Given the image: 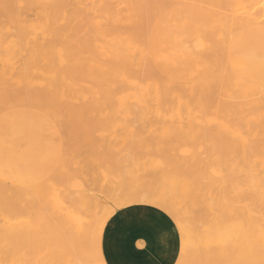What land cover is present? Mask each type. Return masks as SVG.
<instances>
[{
    "label": "bare ground",
    "instance_id": "1",
    "mask_svg": "<svg viewBox=\"0 0 264 264\" xmlns=\"http://www.w3.org/2000/svg\"><path fill=\"white\" fill-rule=\"evenodd\" d=\"M3 1L10 3L13 0ZM19 1L24 5L29 0ZM32 1L36 2L42 15L54 16L61 8L62 0ZM154 1L164 4L174 3L181 7L190 8L193 4L196 6V3L200 0ZM100 3L101 13L122 17L125 0H101ZM252 3L253 0H246L237 3L238 5L228 4L226 8H222L223 10L225 8V11L219 10V14L221 12L223 18L227 20L225 26L227 31L218 37L212 27V33H208L210 44L197 45L202 50V54L209 57L220 50L223 60L222 65L214 71L196 68L195 72L189 73V65L186 60L182 62V59H177L172 62L173 66L170 70L160 68L157 72L158 79L155 82H150L151 78L149 76L140 78L118 77L115 75L117 68H115V63H113L115 60H113L110 69L105 68L101 70L102 72L89 73V82L76 84L52 83L38 87L28 85L18 88L17 92L9 94L8 97L0 101V111L10 106L21 105L43 108L57 122V119H60L58 124L64 132L73 131L75 135V132L82 131V133L87 134L85 135L86 138L90 139L95 136L92 130H95L96 126L102 128L105 134L112 129H115L114 132H116L119 128L122 129V133L125 131L130 133L129 128H132L135 123L132 124L133 126L129 123L133 120H129L128 124L123 123L127 122L129 118H139V121L154 119L153 123L151 122L152 126L156 125V118H162L166 122V124L164 123L166 127L163 126L166 130L163 131L167 133H165L167 141L171 142L173 140L174 144L176 140L180 142L185 140L187 144L195 142L200 146L199 148L197 145L196 149H199L195 151L196 149L191 146L192 143L191 147L189 145L185 146L186 149L183 144L184 151L188 152L192 148L195 149L190 152L188 158L190 161L186 162V166L180 164L179 160H172V162L169 160L171 163L178 162L180 166H185L183 171L180 170L182 172H177L178 168H175L176 173L166 170L165 163L163 165L158 159L159 157L157 160L154 157V163H156L154 166H158V160L160 162L159 167L162 168L161 164L163 166L162 176L158 181L153 180L152 183L146 181L149 184L147 188L146 185L143 186L145 190L143 187L139 188L143 184L138 186L142 183L141 180L134 186L133 182L130 183L131 186L135 187L134 190L131 186V188L129 186L125 187L123 182L117 180L118 174L117 177L114 176L116 181L120 182L116 183L118 187H110V184L116 181L108 176L111 173L109 163H104L105 159L102 157L107 155L106 152L111 151V148L107 150V147H103L101 151H88V148L85 147L87 151L84 150L83 152V146L78 140L75 142L76 140L74 141L73 138V147L77 150L75 157L79 158V153L86 154L88 152L87 154H89V156L86 154L88 158H85V154L82 155L86 160V164L90 162L89 166L92 168L89 167V171L85 169L83 157V160L80 158L82 161L77 160L78 162H75V157L72 156L74 158H70L71 162L68 168L62 172L63 174L59 175L57 171L51 179L31 189L14 187L0 179V215L4 212L13 213L14 211L36 215L38 228H40L38 230L40 232H37L36 235L39 242L30 246H20L18 242H20V236H23V228L15 232L12 223L7 226L0 225V264H112L106 250L110 228L105 226L110 216L115 221L116 209L112 207V209H108L110 206L106 205V207L105 201L97 193H91L88 187L90 180L87 181L93 175L95 178L93 176V180H91L95 183L101 179L104 181L107 178L106 174L99 172L102 175L99 179L98 171L107 173V171H103L105 167L109 168V174H107L109 182H107L110 188L103 189V191L104 186H102L100 192L102 194L105 192L104 196L106 194L107 198L117 205V209L121 211L134 209L154 211L174 226L177 231L176 253L171 264H264V86L248 85L241 81L239 77L230 71L228 58L230 43L241 29L254 23H264V2L254 8L255 10L252 9ZM89 13L86 14L90 15ZM201 13L206 15L205 10ZM74 118L82 120L99 118L101 120L97 121V119L94 123L96 126H93V128L90 120L88 122H74L72 121ZM113 118L119 122H115ZM167 123L168 125L171 123V125L167 127ZM145 124L146 122L144 124L141 122L139 126L137 125L138 127L136 125L135 127L144 130V128H147ZM155 127H152L151 130L148 127L151 134L152 130L158 133L160 126L159 129H157L158 126ZM123 128L125 131H123ZM137 128L133 137L129 140L130 143L133 139L139 141L144 139L146 145V141H149L147 139L150 136L147 138L146 133L144 137L147 139L145 140L143 137L140 139L143 135L138 134ZM89 130L92 132L89 133ZM135 130L132 128L131 134ZM96 132L98 134L100 132L99 135H101L100 130L97 129ZM88 133L93 134V137L92 135L89 136ZM111 133L110 131L106 136H110ZM113 133L110 137L113 142L110 141L111 145H114L115 139L113 140V138L118 135L114 133L116 136L112 137ZM159 133L163 136L161 134L162 130ZM98 134L94 140L96 138L98 140ZM126 134L120 133L121 137H117L116 139L119 140L116 141L124 144V139L127 138L124 137L123 139L122 136ZM103 135L101 136L106 137ZM130 135L128 137H131ZM166 135L163 136V139ZM158 139H160L159 136ZM90 141L92 142V140ZM139 141L135 142L133 140L134 143L131 144L136 143L137 145L138 143L139 145L141 143ZM152 141H154V138ZM180 142L174 147L181 145ZM103 143L108 146L109 141L102 140V145L105 146ZM120 143L115 142V149L118 148L117 144ZM163 143L165 144V142ZM126 144L129 146L128 142ZM164 144L160 143V146H157L158 149L161 150V146ZM173 144H171V148L168 145L166 147L175 151ZM96 145L94 143V149H102L99 148V144L95 147ZM138 145L136 148L139 151H136H138V154L140 152L141 155H139L143 157V153L140 151L142 148L140 149ZM104 149L106 150L105 155L103 153V156L99 155L98 157L104 159L102 162L105 166L97 160L98 163L101 162V166H104L101 170L99 169L101 167L97 166V162H95L97 163L95 167L91 161L87 160H92L89 159L90 156L94 158L93 154H101ZM118 149L120 152L123 151L120 150V147ZM134 150L130 151L132 156ZM156 150L157 148L154 151ZM164 151H166V148ZM164 151L162 153H165ZM181 151L176 149L174 156ZM124 152L127 154V151L124 150ZM156 152L157 154L151 156H159V151ZM149 153L148 155H150ZM171 153L173 154V151ZM121 155H124V153H121ZM139 155L134 156V160ZM222 156L227 157L229 162L223 161ZM127 157L125 156V158ZM177 157L180 158L178 155ZM209 157L214 161L210 160ZM121 158H124V156H121ZM150 158L154 161L153 157ZM137 159L143 163L144 159L145 162H148L145 155L143 159ZM128 160L129 157L127 165L124 164L122 168L125 166L128 168L132 163L131 170L135 169L132 167H136L135 163L138 162L134 163L133 160V162ZM153 161L151 160L145 165L152 164ZM118 162H121L120 158ZM118 162H116V165ZM142 162H139V164H142ZM174 165V167H179V165ZM112 166L113 163L111 168H113ZM143 166H140L141 169L145 168ZM61 167L63 168L64 165ZM117 169L119 167H116L115 170ZM124 169L123 176L125 174L129 175L127 171V173H124ZM149 169L148 166L147 170ZM83 171L88 174L83 173ZM152 171H150L151 174ZM89 172L90 174L94 172V174L90 178L86 177L88 178L86 180L85 176L89 175ZM144 172L147 173L146 169ZM81 173L85 175L80 178L77 177ZM138 173L140 174L141 171H138ZM139 174L137 178H139ZM142 175L145 176L144 173ZM123 176L118 179L120 180ZM149 176L147 175V177ZM76 177L85 180L77 181ZM145 180L147 179L144 178ZM103 181L101 180V182ZM125 182L126 180H124V184H126ZM60 184L66 186L68 189H66V193L58 186ZM152 187L153 189H150ZM167 190H169V196L166 194ZM156 193L158 196H156ZM47 194L54 195L52 197L53 209L49 214L43 212L42 206L39 207L41 211L36 210ZM101 209H105V213L104 217L99 219L98 212ZM17 233L19 235H16Z\"/></svg>",
    "mask_w": 264,
    "mask_h": 264
},
{
    "label": "rangeland",
    "instance_id": "2",
    "mask_svg": "<svg viewBox=\"0 0 264 264\" xmlns=\"http://www.w3.org/2000/svg\"><path fill=\"white\" fill-rule=\"evenodd\" d=\"M100 1L101 0H62L61 8L58 10V13L56 15L45 16L41 14V9L37 7L36 2L32 0L26 1L24 5H22L19 0H13L10 3H5V1L0 0V101L8 97L9 94L17 92L19 90L18 88L26 87L28 85L38 87L41 85H50L52 83L66 82V83L76 84V83L89 82L90 80L88 77L89 73L92 74V73H96L98 71L104 70L105 68H109L112 65L113 60H115V62L113 63H115L114 66L115 68H117V70L115 71V75H117L118 77L121 78L122 76H126L128 78H135V77L140 78L144 76H149L151 78L150 82H155L158 79L157 72L160 68H163V69L166 68L167 70L168 69L170 70V68L173 66L172 62L177 59L178 60L182 59V62L186 60V62L189 65L188 67L189 73L195 72L194 70L196 68L209 69L210 71H214L222 65L223 60L220 54V50L218 49L219 51L214 53L212 57H209V56L203 55L201 52L202 50H200V47H197V45L198 44L199 45L210 44V41L208 40V33H212V30H213L212 27L214 28V31H216L215 34H217L216 36L218 37L220 34H224L227 31V28L225 27L227 20L223 18V15L221 12L219 14V10H223L222 8L223 7L226 8L228 4L242 3V2H245L246 0H200L196 3V6H198L197 9L194 4L192 5V7L188 8V7H183V6L181 7L180 5H176L174 3L164 4V3L157 2L154 0H125V3L123 4L124 12L122 14V17H120L119 15L111 16V15H105L101 13L100 11L102 10L101 8H99V6L101 5ZM263 2L264 0H253L252 9L257 8L259 5L263 4ZM225 8L223 11H225ZM202 9L206 11V15L201 13V11H203ZM85 11L86 13L90 12L89 13L90 15H87ZM229 69L237 77H239V75L235 72V65L234 63L230 61V59H229ZM239 79L247 83L248 85L264 86V84L248 81L241 77H239ZM34 91H36V89H34ZM15 110L34 111L36 113L43 115L42 117L46 118L44 121H48L49 123L47 128H51L53 126L55 129V132H57L59 135V137L54 136V135H48V139L53 140L52 142L54 143V146L56 147H58L59 143L61 142L62 154H61L60 161L57 167L52 171V173L48 177H46L44 180L40 182L31 183V184H14V183L7 181L6 179H3L1 176H0V179L4 181L6 184H9L14 187L31 189L39 185L40 183L47 181L48 179H51L52 175L56 173L57 171L59 175L63 174L62 172L68 168L69 163L71 162L70 158L72 156L75 157V153H77L76 152L77 150H75L73 147L72 138L74 139V141L76 140L75 142H77L78 140V142L83 146V152L84 150H86L85 147L88 148L87 149L88 151H91V150L101 151L103 150V147L104 148L107 147L106 148L107 150L111 148V151L106 152L107 155H105L106 150L104 149V152H102L101 154H98V155L93 154L95 159L91 156L89 157V159H92L94 161L87 160V161H91L92 165H95L96 167V164L99 161L102 162L105 159L104 163L106 164L109 163L108 166L110 167V170L109 168L107 169V167H105L104 168L105 170H103V167L105 166L103 162L102 163L100 162V163L104 166H101L100 163H98L97 166L101 167L99 169L103 171H107V173L98 171V173L100 172L102 174L104 173V175L106 174L105 176L107 178L104 181L103 179H101L103 182H101L100 180V181H97V183H95L94 181H92L94 172L93 174H90L89 172V175L85 176V178L86 177L90 178V176L93 175L91 176L90 179L86 178V180L88 179L87 181L90 180L88 183L89 185L88 187L90 188L89 191H91V193H94V194L97 193L105 201L104 202L105 206L106 205L110 206L108 207V209H112V208L116 209L115 215L120 214L121 212H126V211H121L117 209V205L115 203L113 204V202L107 198L106 194L104 196L105 192H103V194L102 192H100L102 186L105 187L106 185L105 188L104 187L102 188L103 190V189H106V188L108 189L113 186L118 187L116 183L123 182V185L125 187H128V186L130 187L132 184L131 182H133V186H134V184L135 185L136 183L138 184L141 180L142 183L138 184V186H140L141 184L143 185L140 186L139 188H142L144 185H146V188H147V185L149 184L147 182L152 183L153 180L158 181L161 178L162 176L161 170H163V166H162L163 163H165V166H167V167L164 166L166 170H170V172L172 173H176L177 168L178 169L180 168L179 170L177 169V172H182L183 167L186 166V162H188L189 160L188 158L190 157V152L194 151L198 145L195 142L192 143L190 141H188L190 143L187 144V141L185 142V140L181 142L179 140H176L177 143L175 142L174 144L172 142L173 140L171 142L168 140L170 142L169 144V142L167 141V135H166L167 133L166 131L165 132L163 131V130H166L165 128L166 125H164V123L166 124V122H164L162 118L161 119L156 118V121H155L156 125L155 124L154 125L158 126L157 129H159V126H160V129L158 130V133L157 131H155L156 132L155 133L152 130V134L149 131L152 129V127L153 128L155 127L154 125L153 126L151 125V122L153 123L154 119L151 121L146 120V119L139 121L138 120L139 118H131V119L127 118L128 119L127 122H123V123L128 124L129 120L130 121L133 120L131 123H129V125H132L133 123H135L134 126L132 125L133 130H135L140 125L141 122H143V124L146 122L145 126L147 128H144L145 126L143 127L144 130L143 129L141 130L140 127L137 128L138 134L140 133L141 135H143L140 137V139L142 137L145 138L144 136L146 133H147L146 135L147 138L148 136H150L149 139L145 138V140L146 139L149 140V141H146V145L144 143V139H141V141L133 139L135 142L137 141L141 142L139 145L137 143V145L140 149L142 148L140 150L141 153H143V157H142L140 156L141 155L140 152H139L140 155L138 154L139 150L136 148L137 147L136 143L134 144L136 146H134L131 144V143H134L133 140L131 139L132 140L131 143L129 141L130 138L133 137L134 132H136L135 130L133 131V134H131L132 128H129L130 133L126 132L124 128H123V131H125L124 133L121 132L122 129L120 128L118 130L116 129L123 135L127 133L125 136H122L123 139L124 137L127 139L129 138L128 140L124 139L125 141L124 144H121L122 142L120 143L119 141L118 142L116 141V140H119V139H116L117 137L118 138L121 137V135H119L120 133L119 132L117 133V131L114 132L115 129L110 130L112 133L114 132L115 134L117 133L119 135V136L117 135L116 138H113V140L114 139L115 140H114V145L112 144L113 145L112 146L110 143V141L112 140L110 139L112 133L110 134V136H106V134L108 135L110 131L106 130L108 131V133L105 134L102 128L94 124L96 123L97 119H98L97 121L101 120L99 118H92V119L89 118V119H83V120L74 118L72 119V121L74 122L87 121L88 122L90 120L92 127L96 126L98 131L99 130L101 131V135L104 134L103 136H106V137H102L101 135H99L100 132L98 134L96 132L97 129L95 127V130L94 129L92 130L93 132L89 130V133L92 132L95 135L94 137H93V134L88 133L89 136L92 135L93 137L92 139L86 138L85 135L87 134L82 133V131L75 132L76 133L75 135L78 137L77 138L74 135L73 131H70V132L63 131L62 127L58 124L60 120L59 118L58 119L56 118L58 120L57 122L47 111H45L43 108H40V107L30 106V105L10 106L7 109L0 111V117L4 115L5 113L12 112ZM113 119L115 120V118ZM92 120L94 121L93 123L91 122ZM115 122H119V121L115 120ZM135 125L136 126L138 125V126L135 127ZM170 125H168L167 123V127H169ZM148 127L150 130H148ZM161 130H162L161 134L163 136L166 135L164 139H163V136H161L159 133L161 132ZM80 133L84 134L83 136L85 137H83ZM114 133H113L114 136L112 135V137L116 136ZM97 134L99 135L97 136L98 140L96 138L95 139L96 141H95L94 138L96 137ZM128 134L129 135L131 134L130 135L131 137H128L129 136ZM135 136L137 137L136 133H135ZM158 136L162 140V142L160 139L157 140ZM101 138H103L102 140H104L105 142L109 141V144L111 146L108 144L109 146L108 147L104 143L103 144L105 146H103ZM153 138H154V141H152ZM90 140H92V142ZM99 141L100 143H98ZM115 142L120 143L119 145L117 144V146L118 148L120 147V150H123V151L120 152L119 149L116 148L118 150L116 152ZM127 142L129 143V146H127L128 145L126 144ZM163 142H165V144ZM179 142L181 143V145H179L180 149H179V146L178 147L176 146L177 148L174 147L175 145H178ZM94 143H96L97 145L99 144L98 145L99 148H102V149H99V148H98L99 150L94 149L93 147ZM160 143L164 144L161 146V150H159L157 147V146H160L159 145ZM171 144H173L175 151L173 149L172 150L168 149V147L170 148L172 147ZM183 144H184V147L191 145L195 149L193 150L192 148V150L191 149L190 151L188 150L189 152L188 153L186 150L185 151L183 150L184 149L182 148ZM97 145L95 147H97ZM167 145L168 147H166ZM143 146L144 147L147 146L148 148L146 147L145 149H143L144 148ZM155 148H157L156 151H159V153H161V154L158 153L159 156L157 155L154 156L155 154H157V152L154 151ZM165 148H166V151H164ZM128 149L129 150L133 149L136 153L133 152V156H132L131 155L132 151L130 150L131 151L130 152ZM162 149H164L163 151L165 153H162L163 152ZM176 149L178 151L183 150L181 152L176 153L178 156H180V158L177 157V155L174 156ZM198 149H196L195 151H198ZM124 150L127 151V154L131 155L133 159L131 156H128L126 152H124ZM169 150H170V154H169ZM172 151H173V154L171 153ZM183 152L185 153L183 154ZM87 153L88 152H86V154ZM121 153H124V155H121ZM148 153L150 155H148ZM79 154H78L79 158L72 157L74 158L75 162L77 160L78 161L81 160L82 157L84 156L83 154L85 153H79ZM86 154H85V158H88ZM102 154L105 156L102 157L103 156ZM152 154L154 155L151 156ZM87 155L89 156V154ZM99 155H102L100 157L104 159L99 158L98 157ZM137 155H139V157H137L139 159H143L144 155L145 157H147V159L150 157H153V158L156 157V160H157V158L159 157L158 159L160 160V162H162L161 164L162 168L159 167V164H160V162H158L159 160L157 161V164H158L157 167H159L160 169L159 168L157 169L156 165L154 166V164H156L154 163L155 158H154V161L152 158H150L153 161V163L152 164L149 163L147 165H145V163L150 162L151 161L150 159H148V162H145V159H144V163L140 160L138 161L137 158H135L136 160H134V156H137ZM181 155H182V158H181ZM113 156L114 157L116 156V157L114 158ZM121 156H124V158H121ZM125 156L129 157V160H128L129 162L130 161L131 162L134 161V163L136 161L138 162V163H135L136 167H132L135 169L131 170L132 163L130 166H128V168L130 169L126 168V166L124 167L125 169L122 168L124 164L127 165L128 157L125 158ZM164 156L166 157L165 159H164ZM107 158L109 159V161ZM119 158L121 162H118ZM114 159L117 160L116 162H118L119 165L118 164L116 165V162ZM209 159L214 161L211 157H209ZM221 159L223 161L229 162L227 157L222 156ZM84 160H83V163H84L85 169L89 171L90 162L86 164L85 163L86 160L85 161ZM97 160L99 161L97 162ZM169 160L171 162L172 160L174 161L179 160L178 162L185 166L183 165L180 166L178 162L171 163ZM122 161L125 163H123ZM139 162H142V164L141 163L139 164ZM112 163H113V166H112L113 168L116 169V167H119V169H117L118 172L117 170L114 169L115 170L114 171L113 168H111ZM134 163H133V166H134ZM174 164L179 165V167L178 166L174 167L175 166ZM62 165H64L63 168L61 167ZM143 165L145 166V168L141 169L142 167L140 166H143ZM148 166L150 167V169L152 168L153 171L150 169L147 170ZM123 169H124V173L126 171L129 173V175L127 174L128 176L126 174L123 176L122 174ZM145 169L147 173L144 172ZM108 170L111 172L110 174ZM137 170L139 172L141 171V173L139 174ZM150 171H152L153 175L150 173ZM136 172L139 174L138 177L140 179L137 178L138 174ZM83 173H87V172L83 171ZM83 173L78 174L79 176L77 175V177L80 178L82 175H85ZM100 173L98 175L99 179H100V176H102L100 175ZM142 173H144L145 176H143ZM107 174H109L108 176H110L112 180L114 179L113 181H116L114 176L117 177V174L119 175V177L123 176L121 177V179L123 180L121 179L119 180L118 179L119 177H118L117 180L120 182L116 181L114 183H111L112 186L110 184V187H109V183H108L109 179H108ZM140 175H142V177H140ZM147 175L148 176L150 175V176L147 177ZM79 178H77V181L85 180V179L82 180V178L81 179ZM144 178H146L147 180L144 181ZM136 179L139 181H137ZM124 180H126L125 182L126 184H124ZM58 186L61 189H63L64 192L66 193L67 188L64 184H60ZM134 189L135 187L132 188V190ZM150 189H153V187ZM168 193H169V190H167V193H166L167 196L170 195ZM53 196H54L53 194L45 195L41 204L37 207L38 209L36 208V210H40L41 208L39 207L42 206L43 212L46 214H49L51 210L53 209L52 208V204H53L52 197ZM156 196H158L157 193H156ZM141 210H146V209H141ZM106 211H107V208H106ZM104 213H105V209L104 210L101 209L98 212L99 219L104 217ZM36 218H37L36 215H32V214L29 215L28 213H24L22 211H19V212L14 211L13 213L4 212V213H1L0 215V225L7 226L10 223H12V226L14 225L15 232H17L20 228H23L24 230L22 232L23 236H20V240H19L20 242H18V244L20 246H30V245H34L37 242H39L38 238H36V235H37V232H40L38 231L40 228H38ZM113 222H114L113 217L110 216L107 219L105 227L111 228ZM96 225L98 226V224ZM170 225L172 229L174 230V233L177 237V231L175 230L174 226H172L171 223ZM16 235H19V234L17 233Z\"/></svg>",
    "mask_w": 264,
    "mask_h": 264
},
{
    "label": "crops",
    "instance_id": "3",
    "mask_svg": "<svg viewBox=\"0 0 264 264\" xmlns=\"http://www.w3.org/2000/svg\"><path fill=\"white\" fill-rule=\"evenodd\" d=\"M228 57L239 77L264 84V23L241 29L230 43ZM34 111L15 110L0 117V176L14 184L37 183L57 167L61 142L54 146L46 118ZM47 175V176H46ZM112 264H171L176 235L169 221L148 210L117 214L106 244Z\"/></svg>",
    "mask_w": 264,
    "mask_h": 264
},
{
    "label": "snow or ice",
    "instance_id": "4",
    "mask_svg": "<svg viewBox=\"0 0 264 264\" xmlns=\"http://www.w3.org/2000/svg\"><path fill=\"white\" fill-rule=\"evenodd\" d=\"M157 207H159V205H157Z\"/></svg>",
    "mask_w": 264,
    "mask_h": 264
}]
</instances>
